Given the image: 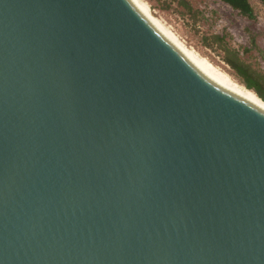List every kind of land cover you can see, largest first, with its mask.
<instances>
[{"label": "water", "instance_id": "obj_1", "mask_svg": "<svg viewBox=\"0 0 264 264\" xmlns=\"http://www.w3.org/2000/svg\"><path fill=\"white\" fill-rule=\"evenodd\" d=\"M0 264H264V109L134 0H0Z\"/></svg>", "mask_w": 264, "mask_h": 264}, {"label": "rangeland", "instance_id": "obj_2", "mask_svg": "<svg viewBox=\"0 0 264 264\" xmlns=\"http://www.w3.org/2000/svg\"><path fill=\"white\" fill-rule=\"evenodd\" d=\"M145 1L188 45L229 74L232 70L223 61V53L208 45L207 38L212 33L224 32L229 45L242 52L246 62L264 71V5L260 0H250L253 19L238 15L218 0H186L193 9L204 13L202 18L192 16L177 0ZM244 48L250 49L243 51Z\"/></svg>", "mask_w": 264, "mask_h": 264}, {"label": "trees", "instance_id": "obj_3", "mask_svg": "<svg viewBox=\"0 0 264 264\" xmlns=\"http://www.w3.org/2000/svg\"><path fill=\"white\" fill-rule=\"evenodd\" d=\"M227 5L230 9L235 11L238 15L253 19L254 10L250 3V0H218ZM178 4H181L187 12H190L192 16L204 17V13L199 9H193L188 1L177 0ZM264 5V0H260ZM206 40V38H205ZM208 45L215 46L223 54L222 59L226 65L232 70L230 73L235 79H237L246 88L251 89L264 101V71L253 67L250 63L246 62L242 57V52L237 48L231 47L226 40L224 32L212 33L208 38ZM253 42V40H251ZM254 43V42H253ZM250 48H244L243 51Z\"/></svg>", "mask_w": 264, "mask_h": 264}, {"label": "bare ground", "instance_id": "obj_4", "mask_svg": "<svg viewBox=\"0 0 264 264\" xmlns=\"http://www.w3.org/2000/svg\"><path fill=\"white\" fill-rule=\"evenodd\" d=\"M134 1L179 50L190 57L202 69L236 95L264 109V101L256 93H254L251 89L246 88L226 70H223L221 67L213 64L207 57L201 55L195 48L188 45L169 24H167L160 16L155 14L147 1Z\"/></svg>", "mask_w": 264, "mask_h": 264}]
</instances>
